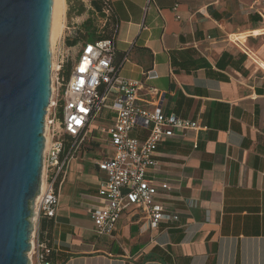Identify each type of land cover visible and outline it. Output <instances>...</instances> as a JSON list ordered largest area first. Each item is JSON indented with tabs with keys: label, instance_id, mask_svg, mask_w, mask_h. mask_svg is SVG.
Masks as SVG:
<instances>
[{
	"label": "crops",
	"instance_id": "crops-1",
	"mask_svg": "<svg viewBox=\"0 0 264 264\" xmlns=\"http://www.w3.org/2000/svg\"><path fill=\"white\" fill-rule=\"evenodd\" d=\"M93 2L102 28L91 37L114 24L119 75L163 92L162 112L198 129L157 145L151 174L168 184L159 201L178 216L157 229L125 212L110 237L96 236L89 210L106 178L96 161L111 148L86 169L74 159L65 201L59 191L55 217L36 223L55 264H264V3Z\"/></svg>",
	"mask_w": 264,
	"mask_h": 264
},
{
	"label": "built area",
	"instance_id": "built-area-1",
	"mask_svg": "<svg viewBox=\"0 0 264 264\" xmlns=\"http://www.w3.org/2000/svg\"><path fill=\"white\" fill-rule=\"evenodd\" d=\"M82 34L73 25L65 28L50 73L52 91L43 122L40 192L32 205L35 217L26 253L28 264H55L54 250L40 239L36 223L55 217L70 163L96 136L111 148L109 155L96 161L98 170L106 175L98 188L96 204L89 210L96 236L110 237L125 212L140 215L150 229H157L162 222L178 221V216L159 201L169 186L155 183L151 174L156 166L154 154L160 142L197 130V123L164 114L159 106L163 92L122 78L119 66L113 63V40L81 39ZM69 41H78L79 47L72 63V47L66 45ZM65 64L70 67L64 80Z\"/></svg>",
	"mask_w": 264,
	"mask_h": 264
},
{
	"label": "water",
	"instance_id": "water-1",
	"mask_svg": "<svg viewBox=\"0 0 264 264\" xmlns=\"http://www.w3.org/2000/svg\"><path fill=\"white\" fill-rule=\"evenodd\" d=\"M53 0H0V264H28L49 105Z\"/></svg>",
	"mask_w": 264,
	"mask_h": 264
},
{
	"label": "rangeland",
	"instance_id": "rangeland-1",
	"mask_svg": "<svg viewBox=\"0 0 264 264\" xmlns=\"http://www.w3.org/2000/svg\"><path fill=\"white\" fill-rule=\"evenodd\" d=\"M94 0H66V4H64V0H61V13L58 20L57 32L54 36L53 41V63L56 65V49L59 42H63V38L65 36V28L67 26L73 25L78 27L80 30L87 32L88 40H92L91 34L96 31H100L102 28V20L101 18H92L91 17V2ZM85 24V25H83ZM61 46V45H60ZM66 47V45H64ZM79 49L78 46L69 50V54L73 57L71 59V63L74 59V55L76 51ZM70 64H65L62 70L68 69ZM54 69V68H53ZM65 80V78H64ZM105 146L104 142L99 138L94 137L93 140L86 142L81 150L78 152L77 157L75 158L76 162L82 166L83 169L94 164L95 159L98 158L99 153L101 154V150ZM85 173L78 174L80 179L77 181L78 186L85 185L83 180V176ZM65 189L60 191V199L64 202Z\"/></svg>",
	"mask_w": 264,
	"mask_h": 264
},
{
	"label": "bare ground",
	"instance_id": "bare-ground-1",
	"mask_svg": "<svg viewBox=\"0 0 264 264\" xmlns=\"http://www.w3.org/2000/svg\"><path fill=\"white\" fill-rule=\"evenodd\" d=\"M61 0H53V8H52V16H51V28H50V58H51V70L55 68V64L53 63V41L54 36L57 32L58 20L61 13ZM50 91H52V85L50 83ZM46 147L48 146V138H45ZM43 188V185H41Z\"/></svg>",
	"mask_w": 264,
	"mask_h": 264
},
{
	"label": "trees",
	"instance_id": "trees-1",
	"mask_svg": "<svg viewBox=\"0 0 264 264\" xmlns=\"http://www.w3.org/2000/svg\"><path fill=\"white\" fill-rule=\"evenodd\" d=\"M91 5L93 8L95 9H99V6L97 5L96 2H91ZM114 33H115V28H114V24H113V27L111 28V24L110 23H107L104 25V28L102 29V35L100 36V39H114ZM88 33L85 32V34H82V36H86ZM84 36V37H85ZM67 47H73L75 45L74 42H67ZM68 74H69V68L66 69V70H62V75L65 79H67L68 77Z\"/></svg>",
	"mask_w": 264,
	"mask_h": 264
}]
</instances>
